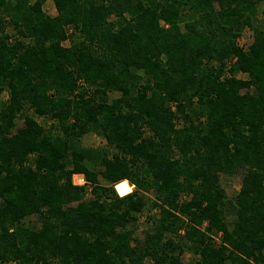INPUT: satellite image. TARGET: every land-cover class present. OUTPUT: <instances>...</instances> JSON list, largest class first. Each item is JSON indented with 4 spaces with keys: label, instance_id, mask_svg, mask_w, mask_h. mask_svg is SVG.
I'll return each mask as SVG.
<instances>
[{
    "label": "trees",
    "instance_id": "obj_1",
    "mask_svg": "<svg viewBox=\"0 0 264 264\" xmlns=\"http://www.w3.org/2000/svg\"><path fill=\"white\" fill-rule=\"evenodd\" d=\"M48 1L0 0V264H264V0Z\"/></svg>",
    "mask_w": 264,
    "mask_h": 264
},
{
    "label": "rangeland",
    "instance_id": "obj_2",
    "mask_svg": "<svg viewBox=\"0 0 264 264\" xmlns=\"http://www.w3.org/2000/svg\"><path fill=\"white\" fill-rule=\"evenodd\" d=\"M44 11L51 16L56 15V9L54 6V3L52 0H49L45 5H44ZM259 22L264 23V5L260 6V13H259ZM253 33L250 30H245L242 37L239 39V45L243 47L244 50H247L249 45L253 42ZM64 45H68V43H65ZM242 77L245 78V76L242 75ZM113 98L116 97V94L112 95ZM2 98L8 99V94L5 93L3 94ZM40 123H44L43 119L39 118L38 120ZM23 126V122H21L19 119L16 121V127L15 131ZM83 145L86 147H91V148H97V147H102L105 145V141L99 137L96 134H89L83 139ZM73 181L77 185H84L85 184V178L83 176H74ZM243 183V174H238L235 176H226L223 175L221 176V185L222 187L226 190L227 194L229 197H233L238 191H240V188ZM134 187L129 183V182H121L117 185V191L119 192L120 195H126L130 193ZM90 198V195L87 196ZM158 213V212H157ZM147 213L141 216L140 218V228L138 229L139 235H142V232L144 229H146L147 224ZM215 239L220 242V237L215 235ZM194 257L191 255V253H185L183 256V262L184 264H190L192 263V259ZM8 264H14V263H8Z\"/></svg>",
    "mask_w": 264,
    "mask_h": 264
},
{
    "label": "crops",
    "instance_id": "obj_3",
    "mask_svg": "<svg viewBox=\"0 0 264 264\" xmlns=\"http://www.w3.org/2000/svg\"><path fill=\"white\" fill-rule=\"evenodd\" d=\"M75 176H82V175H75Z\"/></svg>",
    "mask_w": 264,
    "mask_h": 264
}]
</instances>
